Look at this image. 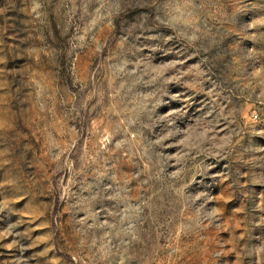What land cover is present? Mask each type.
Returning <instances> with one entry per match:
<instances>
[{"label": "rangeland", "instance_id": "obj_1", "mask_svg": "<svg viewBox=\"0 0 264 264\" xmlns=\"http://www.w3.org/2000/svg\"><path fill=\"white\" fill-rule=\"evenodd\" d=\"M0 264H264V0H0Z\"/></svg>", "mask_w": 264, "mask_h": 264}]
</instances>
